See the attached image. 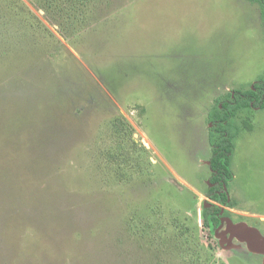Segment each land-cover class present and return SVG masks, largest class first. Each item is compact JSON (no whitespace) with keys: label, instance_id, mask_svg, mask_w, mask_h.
<instances>
[{"label":"rangeland","instance_id":"1","mask_svg":"<svg viewBox=\"0 0 264 264\" xmlns=\"http://www.w3.org/2000/svg\"><path fill=\"white\" fill-rule=\"evenodd\" d=\"M263 80L257 3L0 0V264H264L203 220L207 114ZM246 119L224 219L264 237V110Z\"/></svg>","mask_w":264,"mask_h":264},{"label":"trees","instance_id":"2","mask_svg":"<svg viewBox=\"0 0 264 264\" xmlns=\"http://www.w3.org/2000/svg\"><path fill=\"white\" fill-rule=\"evenodd\" d=\"M259 4L264 20V0H247ZM264 110V80L256 83L247 91H234L217 98L207 115L210 125L208 139L211 146L210 187L206 196L213 203L203 210L204 226L212 235H216L221 227L224 215L223 207L231 204L228 185L234 179L232 157L235 152V142L242 128L251 132L253 125L249 119L239 126L235 119L244 110Z\"/></svg>","mask_w":264,"mask_h":264},{"label":"water","instance_id":"3","mask_svg":"<svg viewBox=\"0 0 264 264\" xmlns=\"http://www.w3.org/2000/svg\"><path fill=\"white\" fill-rule=\"evenodd\" d=\"M171 182L176 185L179 190H183L176 180L172 179ZM222 221L226 222L228 234H230L232 238H237L239 241L246 243L251 252L264 256V237L259 230L243 222L235 224L230 219H222ZM219 231L216 236L219 235Z\"/></svg>","mask_w":264,"mask_h":264},{"label":"flooded vegetation","instance_id":"4","mask_svg":"<svg viewBox=\"0 0 264 264\" xmlns=\"http://www.w3.org/2000/svg\"><path fill=\"white\" fill-rule=\"evenodd\" d=\"M214 104V103H213ZM213 106V105H212ZM212 108V107H211ZM211 110V109H210ZM209 110V111H210ZM209 113V112H208ZM208 115V114H207ZM209 165H210V163H209ZM211 178V177H210ZM222 219H224V215H223V217L221 218V221H222ZM234 221V220H233ZM238 221H234V223H237ZM222 223H223V221H222ZM222 225V224H221ZM220 230H221V227H220ZM219 233H220V231H219Z\"/></svg>","mask_w":264,"mask_h":264},{"label":"crops","instance_id":"5","mask_svg":"<svg viewBox=\"0 0 264 264\" xmlns=\"http://www.w3.org/2000/svg\"><path fill=\"white\" fill-rule=\"evenodd\" d=\"M246 1V0H245ZM249 2V1H248ZM256 111H258V110H256ZM253 131H255V129H254V126H253Z\"/></svg>","mask_w":264,"mask_h":264}]
</instances>
